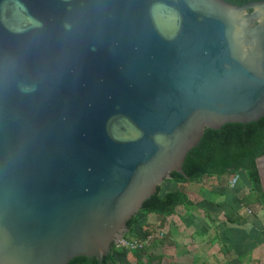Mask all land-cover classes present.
Here are the masks:
<instances>
[{
    "label": "water",
    "instance_id": "obj_1",
    "mask_svg": "<svg viewBox=\"0 0 264 264\" xmlns=\"http://www.w3.org/2000/svg\"><path fill=\"white\" fill-rule=\"evenodd\" d=\"M263 117L264 0H0V264H104L207 129Z\"/></svg>",
    "mask_w": 264,
    "mask_h": 264
},
{
    "label": "crops",
    "instance_id": "obj_2",
    "mask_svg": "<svg viewBox=\"0 0 264 264\" xmlns=\"http://www.w3.org/2000/svg\"><path fill=\"white\" fill-rule=\"evenodd\" d=\"M264 190V158L258 166ZM238 176L235 186L232 180ZM188 204L176 209L164 231L153 237L142 255L129 251L122 264H264V198L259 202L243 171L187 182ZM181 184L170 182L163 192ZM140 219L131 240L146 238Z\"/></svg>",
    "mask_w": 264,
    "mask_h": 264
},
{
    "label": "trees",
    "instance_id": "obj_3",
    "mask_svg": "<svg viewBox=\"0 0 264 264\" xmlns=\"http://www.w3.org/2000/svg\"><path fill=\"white\" fill-rule=\"evenodd\" d=\"M226 2L243 6L261 0H225ZM264 156V117L249 124H226L219 130L207 129L198 144L187 155L183 165L185 175L172 173L171 180L181 184L174 192H163L160 186L155 195L147 200L142 210L128 222V234H134V227L139 222L141 214L156 216V223H146L143 231L146 237L157 236L164 231L166 220L180 206L188 204L184 185L187 182L198 181L205 177L224 176L243 171L251 183L252 191L259 202L264 198V190L257 166V160ZM127 239V235L125 236ZM128 239H131L128 238ZM148 250L136 252L142 255ZM128 251H120L116 247L103 257L104 264H119ZM69 264H99L95 257H76Z\"/></svg>",
    "mask_w": 264,
    "mask_h": 264
},
{
    "label": "built area",
    "instance_id": "obj_4",
    "mask_svg": "<svg viewBox=\"0 0 264 264\" xmlns=\"http://www.w3.org/2000/svg\"><path fill=\"white\" fill-rule=\"evenodd\" d=\"M238 181V176L232 180V186H235ZM153 237L149 236L141 240L123 239L119 242L116 248L120 251L138 252L146 250L152 243Z\"/></svg>",
    "mask_w": 264,
    "mask_h": 264
},
{
    "label": "rangeland",
    "instance_id": "obj_5",
    "mask_svg": "<svg viewBox=\"0 0 264 264\" xmlns=\"http://www.w3.org/2000/svg\"><path fill=\"white\" fill-rule=\"evenodd\" d=\"M144 217H146V215L141 214V216H139L140 219H143ZM131 236H133V234H127V239L130 238Z\"/></svg>",
    "mask_w": 264,
    "mask_h": 264
},
{
    "label": "flooded vegetation",
    "instance_id": "obj_6",
    "mask_svg": "<svg viewBox=\"0 0 264 264\" xmlns=\"http://www.w3.org/2000/svg\"><path fill=\"white\" fill-rule=\"evenodd\" d=\"M119 264H122V263H119Z\"/></svg>",
    "mask_w": 264,
    "mask_h": 264
}]
</instances>
